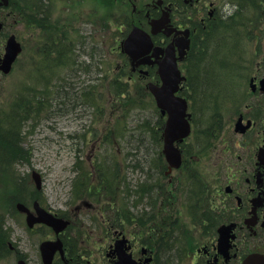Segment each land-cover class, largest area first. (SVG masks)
<instances>
[{
	"label": "rangeland",
	"instance_id": "374dc122",
	"mask_svg": "<svg viewBox=\"0 0 264 264\" xmlns=\"http://www.w3.org/2000/svg\"><path fill=\"white\" fill-rule=\"evenodd\" d=\"M151 1L136 0V5L142 8ZM20 4L23 9L11 7L15 11L9 10V16L0 9V21H5L0 56L9 34L23 47L11 71L0 75V264L22 259L41 264L38 247L44 239H54L52 231L40 225L28 228L25 214L15 207L23 201L32 210L37 199L44 208L70 219L63 232L67 239L63 237L71 264H108L104 248L118 233L132 246L152 237L161 255L172 251L171 246L182 247L187 242V202L195 214L197 201L206 199L205 182L210 188L217 184L212 163L216 157L195 142L194 127L180 144H185L188 172L164 175V118L146 88L156 76L132 74L129 97L111 99L107 82L113 77L125 80L130 70L113 48L119 50L128 25L147 28L137 19L134 1L20 0ZM48 19L52 26L45 35L40 22ZM53 39L62 46L70 44L61 63L55 58ZM234 43L228 60L239 64L245 46ZM256 47L251 43L249 53ZM213 72L218 73L217 67ZM16 97L19 106L26 98L23 109L14 105ZM38 98L42 103L35 101ZM9 137L15 141H7ZM33 171L42 176L39 193ZM111 182L115 183L110 186ZM111 205L119 213L112 214Z\"/></svg>",
	"mask_w": 264,
	"mask_h": 264
},
{
	"label": "flooded vegetation",
	"instance_id": "af4514ba",
	"mask_svg": "<svg viewBox=\"0 0 264 264\" xmlns=\"http://www.w3.org/2000/svg\"><path fill=\"white\" fill-rule=\"evenodd\" d=\"M133 1L139 21L147 23L165 9L170 23L180 29L168 37L153 34L156 45L166 46L178 33L188 40L181 90L191 118L197 120L195 142L216 157L212 163L217 184L210 188L205 182L206 199L197 201L195 214L187 202L188 233L182 247L171 246L172 251L161 255L152 237L132 246L118 233L104 248V257L108 264H121L124 256L130 264H246L250 259L248 264H264V0H152L143 8ZM0 9L9 16V5L0 2ZM4 23L0 21V31ZM236 40L245 46L239 64L228 60ZM251 43L257 46L252 54ZM184 145L182 165L175 171L188 172ZM172 172L166 165L164 175L171 177ZM69 254L65 246L63 255L57 253L50 264H71Z\"/></svg>",
	"mask_w": 264,
	"mask_h": 264
},
{
	"label": "water",
	"instance_id": "95a60500",
	"mask_svg": "<svg viewBox=\"0 0 264 264\" xmlns=\"http://www.w3.org/2000/svg\"><path fill=\"white\" fill-rule=\"evenodd\" d=\"M6 4V0H4ZM168 21L167 14L164 13L159 19L152 21L153 30L157 31L158 28L165 26ZM154 31V32H155ZM183 41L181 38L179 42ZM122 51L125 52L131 59L132 64L139 63H151L154 62L150 58L157 56L160 50H153L152 55H147L151 48V41L149 36L143 30L134 28L122 41ZM183 47V44H181ZM172 46H169L165 52L163 61H158V72L162 80V84L157 86L155 84H148V87L155 97V101L161 109V113L164 114L167 111L168 117L166 120L165 128L163 131V152L171 168L178 167L181 163V155L179 150L173 145L175 140H181L183 136L189 132V123L186 116V103L185 100L180 97H175L174 92L178 88L179 82L183 79L180 75V71L177 68L175 58L173 57ZM6 53L3 59L2 69L8 71L14 61L17 53L20 51L19 43L16 42L15 36L11 35L7 40ZM182 53H180L181 58ZM36 184L39 186V178L35 174ZM35 210L38 213L37 217H34L31 212L21 203L17 204V208L27 213V223L31 227L33 223L43 221L58 231L65 226V222L60 219L53 218L51 215L46 214L40 209L37 203H34ZM59 241H44L40 244L41 256L44 264H50L53 254L56 250H60ZM253 262L255 259H252ZM128 256H124L121 259V264H130ZM251 261V259L249 260ZM249 261L246 263L248 264ZM18 264H25L22 260Z\"/></svg>",
	"mask_w": 264,
	"mask_h": 264
},
{
	"label": "trees",
	"instance_id": "16d2710c",
	"mask_svg": "<svg viewBox=\"0 0 264 264\" xmlns=\"http://www.w3.org/2000/svg\"><path fill=\"white\" fill-rule=\"evenodd\" d=\"M24 5L27 4L25 2H22ZM21 5V8H22V4H20V0H10V6L11 7H14L16 9H18V11L20 10V6ZM19 7V8H17ZM33 6L30 7L31 10H33L34 12L37 11L36 8H32ZM23 9V8H22ZM15 10H13L14 12ZM17 11V10H16ZM17 11V12H18ZM35 21V20H34ZM121 57H123L122 55H120ZM129 76V75H128ZM131 76L130 78H128L126 76L125 80H123L121 77H113L109 80L108 82V89H109V94L111 96V99L116 101L118 99H120L121 97H124L126 95V97H129V92H130V86H131ZM15 99V103L14 105L16 104L17 105V109L20 110V109H23V104L24 102L26 101L25 97H22V104L19 106V103H16L17 102V97L14 98ZM36 102L40 103L42 102V99L41 98H38L35 100ZM9 136V134H6ZM4 141V140H3ZM7 141H10V142H14L15 139H13L12 137H9V139H7ZM9 142V143H10ZM128 157V156H127ZM89 175H91L90 172L86 171Z\"/></svg>",
	"mask_w": 264,
	"mask_h": 264
}]
</instances>
